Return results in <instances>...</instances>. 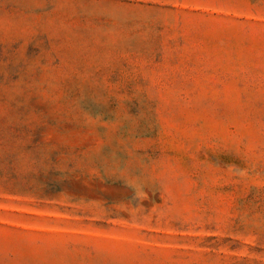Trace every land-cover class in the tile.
I'll return each instance as SVG.
<instances>
[{
    "label": "rangeland",
    "instance_id": "374dc122",
    "mask_svg": "<svg viewBox=\"0 0 264 264\" xmlns=\"http://www.w3.org/2000/svg\"><path fill=\"white\" fill-rule=\"evenodd\" d=\"M0 264H264V0H0Z\"/></svg>",
    "mask_w": 264,
    "mask_h": 264
}]
</instances>
